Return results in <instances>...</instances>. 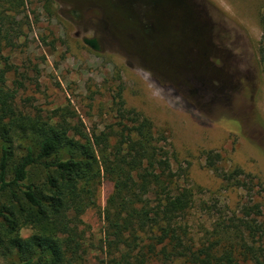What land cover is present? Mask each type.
<instances>
[{
    "label": "rangeland",
    "instance_id": "obj_1",
    "mask_svg": "<svg viewBox=\"0 0 264 264\" xmlns=\"http://www.w3.org/2000/svg\"><path fill=\"white\" fill-rule=\"evenodd\" d=\"M263 8L264 0H27L31 26L5 53L13 69L5 89L20 109L75 110L89 134L119 132L137 116L148 119L167 139L161 145L173 156L174 171L193 190L189 225L198 241L214 227L209 207L235 210L259 198L264 213ZM215 24L231 42L240 39L256 64L250 98L217 57L223 46L212 47ZM210 155L219 156L220 171L239 169L254 178L252 197L225 184L209 167ZM111 191L104 182L97 205L81 217L88 255L77 264L104 263L101 213Z\"/></svg>",
    "mask_w": 264,
    "mask_h": 264
},
{
    "label": "trees",
    "instance_id": "obj_2",
    "mask_svg": "<svg viewBox=\"0 0 264 264\" xmlns=\"http://www.w3.org/2000/svg\"><path fill=\"white\" fill-rule=\"evenodd\" d=\"M26 7L27 0H0V262L86 261L81 217L97 205L107 182L103 264H264L257 197L235 210L209 207L214 227L195 240L189 225L195 195L148 119L137 116L119 132L97 135L68 107L47 114L20 109L5 89L13 70L5 53L31 26ZM260 23L264 29V8ZM259 56L264 63L263 47ZM216 159L210 155L208 164L223 182L252 197L254 178L239 169L220 171ZM24 230L33 233L25 238Z\"/></svg>",
    "mask_w": 264,
    "mask_h": 264
},
{
    "label": "flooded vegetation",
    "instance_id": "obj_3",
    "mask_svg": "<svg viewBox=\"0 0 264 264\" xmlns=\"http://www.w3.org/2000/svg\"><path fill=\"white\" fill-rule=\"evenodd\" d=\"M171 1H175L177 3L178 0H171ZM183 1H185L186 3V1L189 0H183ZM192 1L193 0H191V2ZM181 6H185V4H182ZM144 9L147 8L144 7ZM178 9L179 8L175 7L173 12L170 14L171 23L173 24L177 23L178 13L180 12V10ZM181 14L185 15V17L190 15V13L187 10L181 11ZM205 15L207 17L206 18L207 23H205L204 26L206 28L207 27L209 28L211 22L208 13H206V11H205ZM181 19H183V17H181ZM213 21L214 20L212 19V23H214ZM216 26L217 28L215 27L212 33L217 36L218 40L215 41L216 43L215 45L212 44L211 45L217 50L219 48L222 49L221 46H223V49L220 51L221 53H219L217 57L221 58V61H223L225 64L224 68L228 70V72L234 78L236 84V86L234 85V87L241 89V91L243 92L242 93L243 97L250 98L252 94L251 87L254 86V81H255L254 75L256 72L255 71L256 64H253L251 61L247 60V54L241 49V47L243 46L240 44V39L236 37V40H234V42H231L228 35L229 32L227 31L228 32L227 33L226 30H224L223 28L220 29L219 24H217ZM210 56H214L213 53H211Z\"/></svg>",
    "mask_w": 264,
    "mask_h": 264
}]
</instances>
